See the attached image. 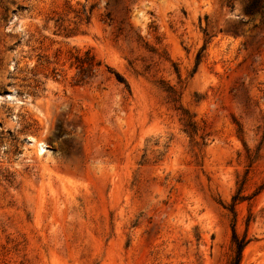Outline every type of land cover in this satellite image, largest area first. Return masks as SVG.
Segmentation results:
<instances>
[{
  "label": "rangeland",
  "instance_id": "obj_1",
  "mask_svg": "<svg viewBox=\"0 0 264 264\" xmlns=\"http://www.w3.org/2000/svg\"><path fill=\"white\" fill-rule=\"evenodd\" d=\"M248 1L0 0V264H264Z\"/></svg>",
  "mask_w": 264,
  "mask_h": 264
},
{
  "label": "trees",
  "instance_id": "obj_2",
  "mask_svg": "<svg viewBox=\"0 0 264 264\" xmlns=\"http://www.w3.org/2000/svg\"><path fill=\"white\" fill-rule=\"evenodd\" d=\"M244 12L247 14H253L254 12L258 11L261 8V2L260 0H249L245 5H244ZM93 59V55H90L89 51L85 52V56L81 57V60H79V66L81 69V81L84 79L83 77V72L85 70H91L93 68L92 64L89 63L88 61ZM85 62L88 63V65H85ZM97 65H99V62L96 63ZM116 78L119 82H124V84L126 85V87H128L127 83L124 81L123 77L121 75H119L118 73H115ZM243 197H239L238 194H235L232 197V202L228 205V209L232 214L233 220H232V226H231V241H232V245H233V254L228 262V264H240L241 263V259H242V251L245 247V245L247 244L248 240L246 239L245 236H239L235 230L234 227V221H235V202L237 199H241Z\"/></svg>",
  "mask_w": 264,
  "mask_h": 264
},
{
  "label": "bare ground",
  "instance_id": "obj_3",
  "mask_svg": "<svg viewBox=\"0 0 264 264\" xmlns=\"http://www.w3.org/2000/svg\"><path fill=\"white\" fill-rule=\"evenodd\" d=\"M40 145L42 146V145H43V143H40Z\"/></svg>",
  "mask_w": 264,
  "mask_h": 264
},
{
  "label": "water",
  "instance_id": "obj_4",
  "mask_svg": "<svg viewBox=\"0 0 264 264\" xmlns=\"http://www.w3.org/2000/svg\"><path fill=\"white\" fill-rule=\"evenodd\" d=\"M238 17V16H237Z\"/></svg>",
  "mask_w": 264,
  "mask_h": 264
}]
</instances>
